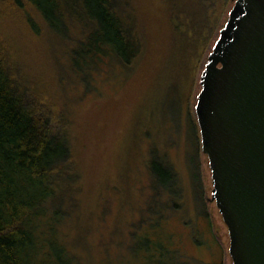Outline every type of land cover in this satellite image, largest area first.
Instances as JSON below:
<instances>
[{"label": "rangeland", "instance_id": "rangeland-1", "mask_svg": "<svg viewBox=\"0 0 264 264\" xmlns=\"http://www.w3.org/2000/svg\"><path fill=\"white\" fill-rule=\"evenodd\" d=\"M127 1L139 54L128 65L107 59L84 82L65 40L33 6L0 0L5 63L37 116L66 135L72 149L76 201L58 235L80 264H153V252L172 264L151 243L178 264H232L227 226L209 200L211 172L195 105L233 4L223 17L222 0H199L198 9L192 0ZM154 158L175 173L173 194L156 189ZM134 235L148 242L138 255Z\"/></svg>", "mask_w": 264, "mask_h": 264}, {"label": "trees", "instance_id": "trees-1", "mask_svg": "<svg viewBox=\"0 0 264 264\" xmlns=\"http://www.w3.org/2000/svg\"><path fill=\"white\" fill-rule=\"evenodd\" d=\"M25 2L65 40L70 65L84 82L90 69L107 59L128 65L140 52L127 0ZM222 2L223 11L218 13L224 17L234 0ZM192 3L197 9L204 6L199 0ZM50 125L49 119L37 116L24 97L0 45V264H80L58 235L59 226L72 215L76 201L72 149L68 137L53 131ZM150 169L156 189L173 194L177 180L172 169L155 158ZM193 177L198 181L201 176L193 170ZM134 237V253L138 255L147 249L148 242ZM152 248L157 257L163 255L178 264L176 257L158 243H151ZM152 254L153 264H162L161 257L157 260Z\"/></svg>", "mask_w": 264, "mask_h": 264}, {"label": "water", "instance_id": "water-1", "mask_svg": "<svg viewBox=\"0 0 264 264\" xmlns=\"http://www.w3.org/2000/svg\"><path fill=\"white\" fill-rule=\"evenodd\" d=\"M195 115L232 264H264V0H234L200 76Z\"/></svg>", "mask_w": 264, "mask_h": 264}]
</instances>
